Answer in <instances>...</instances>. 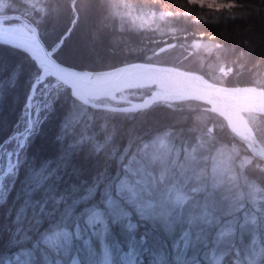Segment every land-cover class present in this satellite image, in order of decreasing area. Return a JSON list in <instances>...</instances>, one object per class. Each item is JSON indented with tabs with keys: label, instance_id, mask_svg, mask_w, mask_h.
Returning a JSON list of instances; mask_svg holds the SVG:
<instances>
[{
	"label": "trees",
	"instance_id": "obj_1",
	"mask_svg": "<svg viewBox=\"0 0 264 264\" xmlns=\"http://www.w3.org/2000/svg\"><path fill=\"white\" fill-rule=\"evenodd\" d=\"M217 1L226 5L212 7L197 0H173L179 5L175 15L172 11L162 15L155 28L144 33L117 31L116 21L107 15L101 0H38L43 9L38 14L34 5L12 0L17 7H9L5 14L28 19L48 49L63 38L56 59L66 66L98 70L131 61H150L194 70L226 85L264 88V0ZM204 30L212 33L207 39ZM226 62L235 69L231 74L223 71ZM216 68L219 71L214 73ZM34 69L26 52L0 43V149L23 117ZM151 89L128 88L126 99L140 100ZM67 108L65 98L46 109L15 165L0 180V264H8L21 248L33 249L35 264H43L41 251L34 246L60 221V212L53 211L49 197L71 193L73 186L80 190L77 194H82L106 164L113 174L118 170L117 163L110 159L114 151L118 158L127 149L130 159L143 143L159 134H166L173 147L194 148L199 156H211L218 147L233 152L236 188L243 191V197L234 202L224 198L218 213L229 211L227 215H221L219 224L205 229L204 236H197L185 247L179 230H168L128 206L120 219L106 216L108 230L102 238L89 235L91 230L84 231L81 239L73 240L67 256L49 253L51 259L68 264L76 256L80 264H91L99 259L105 244L113 264H124L122 254L128 250L136 254V264H251L248 253L254 243L259 247L254 264H264V161L232 135L219 113L193 99L160 101L133 112H99L92 129L100 134L104 128L98 143L104 144L107 135L112 137L99 154L94 150L90 153L89 146H85L73 154L71 164L62 170V179L51 192L31 190L35 170L44 161L55 160L71 139L57 140ZM242 117L249 133L264 146V112L247 109ZM206 191L212 194L214 189ZM99 200L97 194L92 203ZM238 203L241 208L236 210ZM128 224L134 227L128 228ZM228 226L232 227L220 233ZM216 256L219 259L215 260Z\"/></svg>",
	"mask_w": 264,
	"mask_h": 264
},
{
	"label": "snow or ice",
	"instance_id": "obj_2",
	"mask_svg": "<svg viewBox=\"0 0 264 264\" xmlns=\"http://www.w3.org/2000/svg\"><path fill=\"white\" fill-rule=\"evenodd\" d=\"M201 2H206V0H201ZM32 3L37 14L43 11L39 7L38 0H32ZM213 6L219 7L220 5ZM8 8L4 0H0V43L21 48L27 52L35 64L34 81L31 94L28 97L27 108L33 107L32 101L37 96L43 99L42 107L44 109H51L58 100L67 98L68 101L67 114L61 124L57 140L63 142L66 137L71 139L55 160L44 161L33 173L34 183L31 190L51 192L54 184L62 179V170L71 164L74 153L89 146L90 153L94 150L99 154L104 144L112 139L110 135H107L104 137V144L98 143L104 128L102 126L100 134L92 131L97 113L107 108L106 98L103 93H92L85 89L84 83L89 80L87 73L70 70L57 62L56 56L63 45V38L51 49H46L41 45L38 32L35 29H30L31 37L23 41L6 39L9 32L22 31V29L12 26L14 24L12 21L18 18L5 14ZM102 105L104 107H101ZM31 126L32 122L30 121L29 127L31 128ZM19 147L23 148L24 144H20ZM110 159L112 163H117L118 170L115 174L109 170V166L106 164L103 170L97 171L91 185L84 189L82 194H77L80 190L73 186L71 193L49 197L53 204V211L60 212V221L53 225L50 233L42 234L40 241L34 246V248L40 249L43 264H58L57 261L51 259L49 253L67 256L71 251L73 240L81 239L84 231L91 230L89 235L102 238L108 230L106 216H111L114 219L125 216L121 210V205L124 202L116 196L117 187L119 186L123 194V189L129 185L134 176L139 174L141 169L137 167L135 156L129 159L127 149L118 158L114 151ZM74 171L76 170L74 169ZM97 194L100 195V200L92 203ZM81 205H83L82 208ZM78 208L80 209L79 213H77ZM183 222L182 217L180 223ZM82 225L84 226L83 230ZM132 227H134L132 224H128V228ZM84 243L87 244L88 241L85 240ZM45 248L47 251H44ZM8 264H35L33 249L21 248L12 259L8 260ZM73 264L76 262L73 261ZM127 264H133L132 258H129Z\"/></svg>",
	"mask_w": 264,
	"mask_h": 264
},
{
	"label": "rangeland",
	"instance_id": "obj_3",
	"mask_svg": "<svg viewBox=\"0 0 264 264\" xmlns=\"http://www.w3.org/2000/svg\"><path fill=\"white\" fill-rule=\"evenodd\" d=\"M197 1L212 7L226 5L217 0ZM21 21L12 26L29 33L30 28ZM143 84L133 83L113 89L104 94L106 103L128 101L125 90L131 87L152 86L154 88L153 85ZM132 102L135 101H128V103ZM28 103L27 100L26 109L15 132L0 149V180L15 165L22 149L19 145L25 144L27 137L46 111L42 107L41 97L32 101L33 107L30 109L27 108ZM247 109L252 108H237L233 112L244 121L242 111ZM255 109L258 108L255 107ZM133 156L136 157L137 167L141 170L123 189V194L119 186L117 187L116 196L124 202L121 210L126 213V207L130 206L141 217L150 218L168 230L176 228L183 241L182 247L191 240L195 241L197 236H204L205 229L219 224L221 215H227L229 211L224 214L218 213L221 211L224 198L234 202L243 197V191L236 188L238 182L232 167L233 152L226 147H218L211 156H199L196 155L194 148L173 147L166 134H159L143 143L131 157ZM207 188L214 189L213 193L207 192ZM239 208L241 204L238 203L235 209ZM182 217L184 222L180 223ZM230 227L232 226L221 228L220 233L228 231ZM250 247L248 257L251 264H254L259 255V247L254 243ZM135 256L133 250L123 253L124 264H127L129 258H132L133 264H136ZM214 259H219V256ZM73 261L80 264L76 256L72 257L68 264H73ZM91 264H113L111 252L105 244L102 246L99 259Z\"/></svg>",
	"mask_w": 264,
	"mask_h": 264
},
{
	"label": "water",
	"instance_id": "obj_4",
	"mask_svg": "<svg viewBox=\"0 0 264 264\" xmlns=\"http://www.w3.org/2000/svg\"><path fill=\"white\" fill-rule=\"evenodd\" d=\"M7 15L22 20L30 29H35L38 32L37 27L28 19L18 14ZM31 35V31L29 33L22 31L9 32L5 38L23 41ZM38 38L41 45L48 49L39 32ZM18 49L22 50L21 48ZM57 62L70 70L87 73L89 80L84 83V87L92 93L106 94L117 87L129 85V81L140 76H143L146 80L143 85L154 86L140 100L127 104L106 103V110L133 112L142 110L156 102L176 99H193L205 103L224 118L232 135L243 143L253 156L264 161V154H262L264 146L260 145L250 133L249 135H242L236 132L234 130V118L231 114L237 108L255 109V106L263 107L256 108L264 112V88L262 87L254 84L226 85L218 83L200 72L168 63L131 61L106 69L90 70L66 66L58 60ZM185 86L191 88H185Z\"/></svg>",
	"mask_w": 264,
	"mask_h": 264
},
{
	"label": "clouds",
	"instance_id": "obj_5",
	"mask_svg": "<svg viewBox=\"0 0 264 264\" xmlns=\"http://www.w3.org/2000/svg\"><path fill=\"white\" fill-rule=\"evenodd\" d=\"M101 2L106 5L107 15L116 21L117 31L127 30L133 33H144L154 29L162 15H166L169 11L175 15L179 7L173 0H101ZM4 3L8 7H17L12 0H4ZM23 3L33 5L32 0H23ZM39 7L41 8L40 4ZM226 14L231 15V13ZM204 32L205 39L212 35L207 30ZM228 63L230 62H226L224 71L231 74L235 69L228 67ZM218 71L219 68H216L214 73Z\"/></svg>",
	"mask_w": 264,
	"mask_h": 264
},
{
	"label": "bare ground",
	"instance_id": "obj_6",
	"mask_svg": "<svg viewBox=\"0 0 264 264\" xmlns=\"http://www.w3.org/2000/svg\"><path fill=\"white\" fill-rule=\"evenodd\" d=\"M145 82H146L145 78L143 76H140V77H136L132 79L128 83L129 84H133V83L142 84ZM174 86L178 87L177 85H174ZM185 88H191V87L185 86ZM255 107L263 108L261 106H255ZM231 114H232V117L234 118V130L242 135H249V131L247 129L245 122L242 119H240L234 112H232ZM262 154H264V150H262Z\"/></svg>",
	"mask_w": 264,
	"mask_h": 264
}]
</instances>
